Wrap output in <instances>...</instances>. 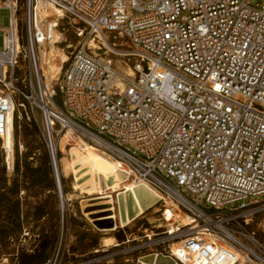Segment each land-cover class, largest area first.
Returning <instances> with one entry per match:
<instances>
[{
    "label": "built area",
    "instance_id": "built-area-1",
    "mask_svg": "<svg viewBox=\"0 0 264 264\" xmlns=\"http://www.w3.org/2000/svg\"><path fill=\"white\" fill-rule=\"evenodd\" d=\"M4 10L6 172L12 114L13 136L16 118L35 121L59 192L62 148L90 145L160 203L162 224L85 255L64 240L63 206L44 264H264L249 228L264 212V0H0Z\"/></svg>",
    "mask_w": 264,
    "mask_h": 264
},
{
    "label": "rangeland",
    "instance_id": "rangeland-1",
    "mask_svg": "<svg viewBox=\"0 0 264 264\" xmlns=\"http://www.w3.org/2000/svg\"><path fill=\"white\" fill-rule=\"evenodd\" d=\"M9 22L10 12L2 11L0 28H7ZM3 41V34L0 33V50L3 48ZM55 56V65L59 63L58 67L61 68L62 61L66 57L61 50L55 52ZM115 65L120 70H125L123 62L120 60H116ZM55 70L58 71L56 66ZM37 117L39 118V116ZM16 122L19 136L15 138L14 133V137L11 139L9 132L8 138V145L13 148L12 161L15 172L12 175L6 172L5 184L2 182L0 173V192L7 194V201L0 206V226H11L12 219H8L13 198L10 187L18 178L22 186L19 195L21 205L18 220L22 225V232L20 236L11 241H3L0 237V264H14L19 251L33 253L46 242L52 243V247L49 249L50 254L55 246V236L58 238L62 232L63 206L65 207L64 240L70 246L71 252L81 255L100 248L107 240H112L113 244H116L125 238V233L138 235L140 234L139 228H150L153 225L162 224L159 219L160 203H157L159 197L156 196L152 200L153 204L146 212H143L129 225H123L122 218L126 214L131 218L134 217L132 199L128 189L135 186L131 181H137L132 176L129 179V170L126 167L116 165L103 156L85 152L79 147L62 148L64 153H62L58 163V174L62 185L61 192L33 185L25 177L27 166L49 168L51 178L55 180L51 155L38 129L36 135L32 134V128L36 124L33 119L28 120L24 117L19 121L16 118ZM25 128H28L30 135L25 136ZM64 143L63 141V145ZM2 145L1 140L0 172L6 158ZM29 151L34 152L31 158L26 156ZM63 158L65 159V168L62 162ZM249 228L254 230L258 237L264 241V212L254 219ZM52 239L54 240L51 241ZM11 258L14 262L11 261ZM124 260L125 258L121 261L117 260L115 264H136L135 260L128 263ZM148 261L152 262V258ZM168 263L170 261L167 259L159 261V264Z\"/></svg>",
    "mask_w": 264,
    "mask_h": 264
},
{
    "label": "trees",
    "instance_id": "trees-1",
    "mask_svg": "<svg viewBox=\"0 0 264 264\" xmlns=\"http://www.w3.org/2000/svg\"><path fill=\"white\" fill-rule=\"evenodd\" d=\"M37 125L35 124L32 128V134L36 135L37 132ZM30 135V132L28 131V128H25V136ZM18 126L17 122L15 123V138H18ZM0 146H1V140H0ZM34 152L29 151L26 156L27 158H31ZM62 162L64 164V168L66 167L65 159H62ZM1 176H2V182L5 184V175H6V168L3 166L1 170ZM25 177L31 181L33 185L37 186H43L45 188H50L52 190L58 191L57 184L54 178H51V173L49 168H44V166H40L37 168H31L30 166H27V172L25 174ZM1 178V177H0ZM63 181V179H62ZM1 185V182H0ZM1 189V186H0ZM22 186L21 181L16 178L10 187L11 195L13 196L11 200V209L9 212V220L12 219L11 226H0V237L3 241H11L18 236L21 235L22 232V225L19 223L20 218V205L21 201L19 198V195L21 193ZM1 191V190H0ZM9 200V199H8ZM7 201V194L0 192V206L2 203ZM52 239L51 241H53ZM57 240V236H55V241ZM52 247L51 242H46L42 244L40 247H38L33 253H29L26 251H19L16 255V262L11 258V261L14 262V264H44L46 260L49 257V249Z\"/></svg>",
    "mask_w": 264,
    "mask_h": 264
},
{
    "label": "bare ground",
    "instance_id": "bare-ground-1",
    "mask_svg": "<svg viewBox=\"0 0 264 264\" xmlns=\"http://www.w3.org/2000/svg\"><path fill=\"white\" fill-rule=\"evenodd\" d=\"M12 120H13V117H12V114H10L9 132H10L11 139L14 137L13 136ZM9 132H8V135L5 137V147L7 149H10L9 150V152H10L13 150V148L8 145ZM83 150L85 152L87 151L88 153L91 152V154H93V155L103 156L106 160H108L110 162H114L110 158H108L106 155H104L101 152H99L98 150H96L93 146L87 145ZM90 150H94V151H90ZM61 153H64L63 149L61 150ZM9 156H10V158H12L11 153H9ZM116 165H118V164H116ZM57 171L59 173L58 167H57ZM129 179H131L130 170H129ZM131 182L135 186L130 187L128 189V192L130 193L131 199H132V211L134 213V217L131 218L128 214H126V216L122 218V223L125 226L129 225L133 220H136L143 212H146V210H148L151 207V205L153 204L152 200L156 196L158 197V194L153 189H151L147 184L142 183V182L141 183L135 182V181L134 182L131 181ZM112 244H113L112 240L105 241L106 246H111Z\"/></svg>",
    "mask_w": 264,
    "mask_h": 264
}]
</instances>
